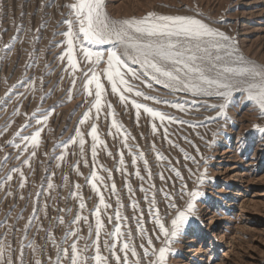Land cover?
I'll list each match as a JSON object with an SVG mask.
<instances>
[{
    "label": "rangeland",
    "instance_id": "rangeland-1",
    "mask_svg": "<svg viewBox=\"0 0 264 264\" xmlns=\"http://www.w3.org/2000/svg\"><path fill=\"white\" fill-rule=\"evenodd\" d=\"M71 2L0 0V246L5 247V257L10 246L16 264H20L21 248L24 264H35L37 258L48 264L49 257L56 259V248L49 234L61 248L68 247L75 238L70 237L66 244L64 237L76 227L84 237L78 241L79 246L83 248L87 244L85 254L93 257L94 211L99 205V195L89 180L95 172L103 177V181L95 183L110 205L106 210L101 208L105 224L101 232V254L108 257L109 264H115V258L103 247V242H117L108 233L118 223L115 220L118 209L126 219L119 222L123 235L117 243V255L123 257L119 248L129 241L130 233L139 258L147 264L150 258L144 257L140 245L147 247V238L151 237L157 248L161 246L155 239L157 229L149 213L148 200L155 194L156 207L164 220L172 214L165 193L183 205L182 182L172 170L176 169L189 188L198 186L203 195L196 201L195 215L171 246L167 264H264V134L253 127H264L259 110L245 99L244 93L236 92L227 108V118L220 117L218 109L211 107L222 102L219 97L173 91L147 77L130 79V83L134 90H142L160 103L135 97L134 92L124 93L128 99L122 103L103 75L106 56L104 62L93 66L79 48L76 55L79 68L73 75L67 57L60 59L67 50V38L63 34L68 30L65 21L71 18L66 5ZM105 6L108 15L116 20L142 17L148 12L197 16L231 37L238 53L247 60L264 65V0H105ZM108 47L102 45L97 49L105 51ZM130 67L139 70V65L130 64ZM89 68L100 74L105 87L99 114L92 107L95 85L90 86L93 95H88L83 88L84 73ZM148 83L152 84L151 88L147 87ZM133 99L167 113L176 122L165 120L161 124L143 109L137 119ZM172 103L184 104L185 110L171 107ZM89 109V119L81 125L80 120ZM49 113L46 124L36 123L37 118ZM113 119L121 125L119 132L112 126ZM153 123L157 125L155 133ZM93 124L97 126L99 139L104 141L96 144L95 160L94 141L89 135ZM38 128H42L39 144L33 147L23 137L33 135ZM77 129L84 134L83 154L79 138L71 142ZM125 135L128 147L124 146ZM181 149L195 157L199 168L184 158ZM121 153L125 162L123 171L119 163ZM140 153L147 160V169L143 159L132 164L133 155ZM158 153L165 159H157ZM26 159L28 164L24 163ZM16 168L24 173L23 188L19 186L20 174L12 171ZM188 169L196 175L190 177ZM106 170L111 172V179ZM137 170L143 180L136 175ZM205 170L203 183L194 184L196 176ZM9 174L13 178L5 183ZM113 182L115 194L110 190ZM49 183L53 188H48ZM77 184L79 189L75 187ZM9 192L12 194L8 195ZM77 192L79 196H74ZM81 196L86 205L82 211ZM117 199L122 206L117 204ZM133 203L137 208H133ZM77 214L87 216L88 223L74 224ZM109 216L113 217L111 223ZM30 217L31 227L25 233L24 225ZM58 217H63V224ZM138 219L142 220L139 226ZM140 227L144 229L143 238ZM30 243L37 248L35 255ZM129 258L136 259L130 253ZM88 264L95 262L89 259Z\"/></svg>",
    "mask_w": 264,
    "mask_h": 264
},
{
    "label": "snow or ice",
    "instance_id": "snow-or-ice-1",
    "mask_svg": "<svg viewBox=\"0 0 264 264\" xmlns=\"http://www.w3.org/2000/svg\"><path fill=\"white\" fill-rule=\"evenodd\" d=\"M70 9V19L65 23L68 25V30L63 34L67 40V50L60 57L61 60L67 57L68 65L71 68L73 75L79 68L77 61V48L84 56L87 62L93 66L99 65L105 61L106 67L103 69V75L106 77L108 83L111 85L113 94H119L120 101L125 103L128 97L124 93L132 94L135 97H143L144 100H153L157 103L160 101L154 97L147 95L144 91L135 89L131 80H142V77L150 78L156 84L162 85L166 89L173 91H183L191 93L193 96H216L221 99V103L211 105V107L218 109L217 116L227 118V108L231 103L233 94L236 92L244 93L245 99L252 102L259 110L261 117H264V65H258L250 60H247L242 54L238 53L237 49L232 43V38L227 36L224 32L213 28L210 24L206 23L203 19L197 18L194 15H160L155 12H148L142 17H131L123 19H112L105 6V0H72L71 3L66 5ZM15 39V37L13 38ZM110 45L105 51L97 49V46ZM131 65H139V70L130 67ZM88 72L91 73L89 77ZM88 72L84 73L86 81L83 83V88L88 95H93L91 85H95V103L92 105L99 114L102 104V97L105 93L104 84L101 83V76L94 68H89ZM75 87V79L72 81ZM147 87L151 88L152 84L148 83ZM71 99V93H69ZM132 105L137 110V119L140 116V110L143 109L153 120L159 119L161 124L165 120L169 122H176L175 118L169 116L167 113L158 111L147 104L138 103L135 99ZM167 103V101H165ZM111 108V105H108ZM171 107L177 108L180 111L185 110L184 104L172 103ZM91 109L84 113L80 124L83 125L89 119ZM49 114L43 115L42 118H37L36 123L46 124ZM185 123V121H180ZM112 126L116 128L117 132L120 131L121 125L113 119ZM256 130L264 134V127L260 125L253 126ZM153 132L157 131V125L153 123ZM42 128H38L33 135L25 136L23 139L29 141L33 147L39 144V138ZM91 135L94 143L92 145V156L95 160L97 155L96 144H104L97 135V126H91ZM215 136L216 133H213ZM165 137H167V128H165ZM76 138H79V146L81 153L84 150V134L77 129L75 137L71 142L75 143ZM127 135L124 136V146L128 147ZM170 143H172L170 141ZM17 148L20 145H15ZM67 148V144L64 146ZM27 150L26 148L24 149ZM181 152H184L181 149ZM35 155V152H32ZM111 155V153H109ZM63 154L59 159H63ZM184 158L191 160L194 164H199L195 157L187 152H184ZM137 159L144 160L145 169L148 168L147 160L144 159L143 153L139 156L133 155L132 164L136 165ZM157 159H165L159 153ZM204 159V157H201ZM25 164L29 160L24 161ZM87 164V161H85ZM121 170L123 171L124 156L120 155ZM175 175L181 180V194L180 200L183 201L181 206L174 198L169 197L165 193V198L169 200L168 208L172 210L170 219H161L159 209L156 207L157 201L155 194L148 200L149 213L152 215L154 225L157 229L155 239L160 241V247L157 248L151 237L147 238V247L141 244L143 248V255L145 258H150L147 264H167L168 256L172 253L171 246L176 243L187 226L189 220L196 213V201L203 195L199 191V187L189 188L188 184L184 182V177L180 171L172 169ZM18 172L21 176L20 188H23L26 182L24 173L20 168L12 170ZM109 171V170H106ZM190 177L196 175L192 169H188ZM136 175L143 180L140 176L139 170ZM206 176L204 173L196 176L194 184H202ZM12 175H8L5 183L12 180ZM151 173L149 170V179ZM163 179V176L161 177ZM109 179H111V172L109 171ZM103 181V177L98 176L95 172L91 174L89 182L93 190L99 195V205L95 208L94 215L95 221V241L93 247L95 248V255L89 258L85 253L88 251V245L85 244L83 248L79 246L78 241L84 239L80 236V228L76 227L66 233L64 241L67 244L68 239L73 237L71 244L68 247L61 248L56 243L54 236L49 234L53 246L56 248V259L48 258V264H88V260L92 259L95 264H109L108 257L101 254V232L105 227L101 219V208L107 209L110 207L105 202L103 194L97 187L95 181ZM77 189L80 185L75 186ZM48 188H53L51 183ZM111 192L116 193V186L113 182L111 185ZM142 191H145L141 188ZM131 192V187L129 186ZM12 193L9 192L8 195ZM74 196H79V193H73ZM187 197V199H185ZM23 198V197H22ZM80 198L81 211L86 207L83 202L82 196ZM147 199V196L145 197ZM117 204L120 205L119 199ZM122 206V205H120ZM133 208L137 205L133 203ZM21 219L23 217H20ZM59 223L63 224V217L57 218ZM126 217H122L117 209L115 213V220L118 222L114 231L108 235L117 238V242L109 243L105 240L103 247L111 252L115 258V264H143L139 258V253L136 247L130 241L123 242L119 251L123 253V257L117 255V243L119 238L123 235L119 222ZM32 217L25 223L23 231L26 233L31 227ZM113 220L112 216L108 217L109 223ZM88 223V217L77 214L74 217L73 223L79 225L80 222ZM142 220L138 219V226ZM143 238L144 229L140 227ZM92 226L89 224V233L91 235ZM27 237L25 236V239ZM29 247L32 249L33 254L37 252L34 243H30ZM9 254L5 257V247L0 246V264H16L10 250L7 246ZM131 257L136 258L130 261ZM20 264L23 261V249L21 248L19 256ZM35 264H43L39 258L35 260Z\"/></svg>",
    "mask_w": 264,
    "mask_h": 264
}]
</instances>
